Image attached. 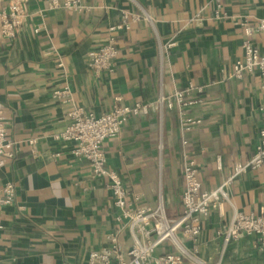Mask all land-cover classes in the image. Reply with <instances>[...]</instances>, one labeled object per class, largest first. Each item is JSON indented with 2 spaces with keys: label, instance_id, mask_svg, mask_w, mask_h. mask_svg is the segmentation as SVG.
Masks as SVG:
<instances>
[{
  "label": "crops",
  "instance_id": "1",
  "mask_svg": "<svg viewBox=\"0 0 264 264\" xmlns=\"http://www.w3.org/2000/svg\"><path fill=\"white\" fill-rule=\"evenodd\" d=\"M9 0H0V9ZM85 11L48 9V0H24L26 21L15 39L0 34V108L7 133L17 141L13 158L0 166V185L12 182L13 203L0 206V264H88L91 250L108 244L123 227L125 248L133 231L117 220L109 181L93 174L88 160L73 153L75 143L57 139L71 106L101 114L115 104L150 103L107 139V166L123 180L132 207L163 204L170 218L182 211L183 145L201 164L203 189L218 187L237 162L255 153L264 128V93L259 73L226 78L243 57L244 31L234 17L264 18V0H81ZM124 12L138 21L114 33L118 58L113 71L96 74L87 63L91 49L107 42L109 27ZM39 29L35 31V29ZM176 45L168 47L169 41ZM264 53V32L255 36ZM54 47L55 50H51ZM62 61L63 67L58 66ZM70 77L71 104L53 97ZM202 102L189 107L204 123L183 133L177 106L159 98L187 87ZM36 137L34 147L27 140ZM224 200V215L212 208L197 240L180 234L194 255L185 264H264L258 235L245 234L224 245L217 232L236 211L264 210V165L237 178ZM138 197V199H136ZM178 251L171 241L154 255Z\"/></svg>",
  "mask_w": 264,
  "mask_h": 264
},
{
  "label": "built area",
  "instance_id": "2",
  "mask_svg": "<svg viewBox=\"0 0 264 264\" xmlns=\"http://www.w3.org/2000/svg\"><path fill=\"white\" fill-rule=\"evenodd\" d=\"M216 1V17L225 16L223 0ZM48 9L85 11L87 7L81 0H48ZM27 18L24 0H9L0 9V34L8 39H15ZM139 14L124 12L119 23L109 27L110 36L107 42L91 49L87 54L88 66L96 73L113 71L118 58L117 40L114 33L130 27L131 21H138ZM240 22L244 31L243 57L233 63L226 78L244 79L247 74L258 72L264 93V53L255 41L258 33L264 32V18L255 22L247 17H234ZM39 29H35L38 31ZM176 45L172 40L168 47ZM51 50H55L54 47ZM63 67L62 61L58 62ZM64 82L60 88L53 90V97L62 103L71 104L73 90L68 73L63 71ZM205 86L191 85L184 90H176L167 96H161L159 102L169 108L177 106L180 112V128L183 133L204 123L203 117L193 116L189 107L202 102V99L190 96L193 90L203 93ZM150 103L136 102L133 104H115L111 109L101 114L84 109L81 106H71L67 111L69 124L67 128L55 135L57 139L75 143L73 153L89 161L92 172L97 177L109 181L114 205L120 210L117 220L125 223L134 234L132 245L125 248L120 241L123 227L108 236V244L101 249L91 250L88 264H185V258L191 255L183 246L180 234L185 238L197 240L203 229V220L212 208H218L224 215L223 202L229 198V188L235 184L238 177L264 165V128L260 131V141L253 156L246 162H237L232 172L216 188L206 190L200 179L201 164L187 149L189 140L182 139L183 145V177L184 190L182 193V211L174 218L167 216L162 203L154 210L145 207H132L128 199V191L120 175L107 166L104 143L107 139L116 137L123 125L132 116L147 113ZM37 142L36 137L27 140L31 147ZM17 150V141L7 133L3 110L0 108V166L5 158H13ZM16 197L14 183L8 181L0 185V206L11 204ZM138 199V197H136ZM245 234H256L260 246L264 248V210L259 213H243L236 211L230 223L217 232L224 245L239 239ZM165 241H171L178 249L175 252L154 255L156 248ZM213 264H220L216 262Z\"/></svg>",
  "mask_w": 264,
  "mask_h": 264
}]
</instances>
